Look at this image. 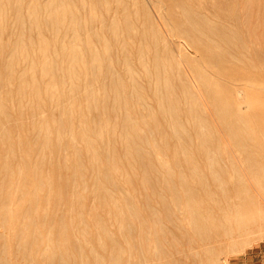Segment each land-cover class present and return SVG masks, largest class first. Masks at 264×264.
<instances>
[{
    "label": "bare ground",
    "instance_id": "1",
    "mask_svg": "<svg viewBox=\"0 0 264 264\" xmlns=\"http://www.w3.org/2000/svg\"><path fill=\"white\" fill-rule=\"evenodd\" d=\"M145 1L0 0V264H228L264 238V68L234 17Z\"/></svg>",
    "mask_w": 264,
    "mask_h": 264
},
{
    "label": "rangeland",
    "instance_id": "2",
    "mask_svg": "<svg viewBox=\"0 0 264 264\" xmlns=\"http://www.w3.org/2000/svg\"><path fill=\"white\" fill-rule=\"evenodd\" d=\"M147 2L148 0L145 1L146 4ZM192 2L193 3L195 2V4H198V5H199V2L201 4H204V7L203 5H200V8L201 9L203 8L202 10H204L205 12L209 11L208 13H210L209 15L211 16L218 17L219 19L221 17L222 20L226 19L227 21L232 20L230 22L231 25L235 22L233 20L236 19V22L234 23L235 25L234 26L232 25L234 30L237 32V29H238L239 34L242 33L243 36H245V40L249 48L251 47L253 49L251 50L252 52L250 54L254 56V59L256 62L255 64H257V67L259 68H262V69L264 68V0H199V2L198 0L197 2L193 0ZM147 5H149V2ZM154 18L158 21V18L156 15L154 16ZM250 49L248 51H250ZM176 53L180 54L178 52ZM182 65L184 66L183 62L181 63V66ZM185 73L187 74L185 75L188 77V78L186 77L188 81L190 83L193 82L192 85L195 83V85H193V87L195 86V88L193 87L192 88L195 91L199 92L198 96H200L202 98V101L204 100L205 102L203 103L206 104V99L202 95L201 88L198 85H196L197 81L195 80L194 76L192 74H188L187 70L185 71ZM191 77L193 79H191ZM189 78L191 79V81L189 80ZM246 94H248V96H250L253 100L256 99L255 102H258L259 105L264 106L263 92H260L257 90L252 91L249 89H244L242 96L246 97ZM261 99H262V102L260 101ZM251 108L252 107L249 106V103L246 104L245 107H244V103L242 104V110L244 111L251 110ZM211 117L213 118L214 121H216V119L212 115ZM1 230H2V227L0 226V231ZM258 240L259 241H256L254 244L247 246L244 250L239 251V252L234 251L233 249H228L227 250L228 251L227 252L228 264H264V238L262 239L259 238ZM202 253L203 251L194 254L196 258L198 259V261ZM224 254H225L224 252L220 253L221 256H223ZM194 255L192 256L194 257ZM191 262L194 263L193 261Z\"/></svg>",
    "mask_w": 264,
    "mask_h": 264
}]
</instances>
